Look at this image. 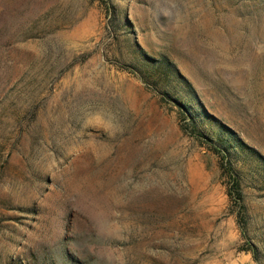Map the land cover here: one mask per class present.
<instances>
[{"label":"rangeland","instance_id":"rangeland-1","mask_svg":"<svg viewBox=\"0 0 264 264\" xmlns=\"http://www.w3.org/2000/svg\"><path fill=\"white\" fill-rule=\"evenodd\" d=\"M0 264H264V0H0Z\"/></svg>","mask_w":264,"mask_h":264},{"label":"trees","instance_id":"trees-1","mask_svg":"<svg viewBox=\"0 0 264 264\" xmlns=\"http://www.w3.org/2000/svg\"><path fill=\"white\" fill-rule=\"evenodd\" d=\"M228 174H229V177L233 180V181H236V179H235V175H234V172H233V169L231 168V166H230V168H228ZM230 195V197L232 198V195H236V196H239V197H241V192H240V190H239V184L238 183H236V185L233 187V189H232V191H231V193L229 194ZM235 196V197H236ZM238 198H235V200H237ZM238 201H240V199H238Z\"/></svg>","mask_w":264,"mask_h":264}]
</instances>
